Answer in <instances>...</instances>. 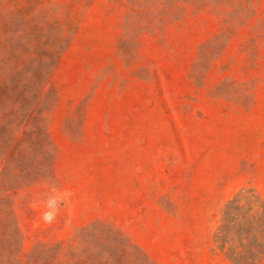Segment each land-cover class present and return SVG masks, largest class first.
Segmentation results:
<instances>
[{"label": "rangeland", "instance_id": "rangeland-1", "mask_svg": "<svg viewBox=\"0 0 264 264\" xmlns=\"http://www.w3.org/2000/svg\"><path fill=\"white\" fill-rule=\"evenodd\" d=\"M242 191L264 199V0H0V264H233ZM255 219L233 245L264 264Z\"/></svg>", "mask_w": 264, "mask_h": 264}, {"label": "trees", "instance_id": "trees-1", "mask_svg": "<svg viewBox=\"0 0 264 264\" xmlns=\"http://www.w3.org/2000/svg\"><path fill=\"white\" fill-rule=\"evenodd\" d=\"M243 201L246 204H242ZM251 216H254L256 219L252 220L250 230H242L243 234L252 236V233H254L255 236L261 235L262 237L264 233V199L255 195L252 191L240 192L235 198L228 201L221 211L220 224L214 234V243L225 254L231 251L232 256L230 255L229 258L233 264H247L250 260V257H246V260L244 259L242 247H239V250V248L233 245L235 230L233 223L234 220H239V218L247 220ZM262 246V241H259L253 248L248 250V254L253 257L256 254H260L258 251L262 249ZM244 260L247 262H244Z\"/></svg>", "mask_w": 264, "mask_h": 264}]
</instances>
